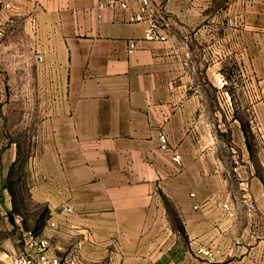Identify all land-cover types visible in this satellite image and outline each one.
Masks as SVG:
<instances>
[{
    "label": "crops",
    "instance_id": "1",
    "mask_svg": "<svg viewBox=\"0 0 264 264\" xmlns=\"http://www.w3.org/2000/svg\"><path fill=\"white\" fill-rule=\"evenodd\" d=\"M101 1L0 0V97L8 75L45 98L31 108L32 138L43 144L39 171L54 178L34 187L48 210L39 231L63 251L77 249L81 264H190L201 244L216 252L213 264H264L252 201L264 192L252 186V171L237 168L234 177L210 136L211 126H225L224 42L197 40L203 25H176L190 13L187 0H160L170 26L159 41ZM162 131L180 165L159 148ZM4 152L1 168L16 159L17 141ZM163 194L181 230L169 222ZM67 203L72 212L62 211ZM22 229L20 218L0 219V264L1 252L20 249Z\"/></svg>",
    "mask_w": 264,
    "mask_h": 264
},
{
    "label": "rangeland",
    "instance_id": "2",
    "mask_svg": "<svg viewBox=\"0 0 264 264\" xmlns=\"http://www.w3.org/2000/svg\"><path fill=\"white\" fill-rule=\"evenodd\" d=\"M185 2L190 13L176 20V25L195 28L203 25L206 32L204 36L198 34L197 40L213 42L219 39L224 42L225 80L222 78L221 85L225 84V126L219 130L211 126L210 136L219 140V153L225 158L227 169L235 172L234 177L237 179L238 172L248 175L252 171L257 179L252 186L258 185L264 192V0ZM161 22L168 32L170 24L165 14ZM28 59L26 54L21 55L19 71H25ZM10 66L9 62L3 64V68ZM3 88L0 97V108L4 110L0 157L1 153L5 154L4 149L9 148L11 139L17 141V156L14 161L5 160L4 168L0 167V219L15 216L20 218L23 229L39 231L45 227L48 210L34 187L43 180L52 182L54 178L44 177L39 171L43 165L40 159L43 144L41 139L32 138L37 132L33 129L32 116L38 114H31V108H41L45 98L33 93L27 95L25 82L12 81L8 75ZM204 88L210 96L213 94L211 82ZM168 148L162 151L172 156L175 150L169 139ZM252 201L257 202L255 230L259 238L264 237V194L255 192ZM162 202L172 227L181 230L180 217L164 194Z\"/></svg>",
    "mask_w": 264,
    "mask_h": 264
},
{
    "label": "built area",
    "instance_id": "3",
    "mask_svg": "<svg viewBox=\"0 0 264 264\" xmlns=\"http://www.w3.org/2000/svg\"><path fill=\"white\" fill-rule=\"evenodd\" d=\"M99 7L111 9L120 8L126 13L129 22L145 23L144 38L149 41L166 40L168 32L165 24L161 22L164 8L160 0H105L99 2ZM134 43L129 44L132 51ZM37 59L42 60L38 54ZM159 147L168 150V138L164 133L159 134ZM172 160L180 165L181 156L176 151L172 154ZM199 208L200 204H195ZM227 207V204H225ZM62 211L69 213L73 206L67 203L62 206ZM53 231L57 225L54 221L49 223ZM21 247L18 250L3 251L1 260L5 264H81L82 257L77 249L63 251L57 246L51 234L34 229H22L20 236ZM198 256L190 264H213L216 260V252L203 244L197 247Z\"/></svg>",
    "mask_w": 264,
    "mask_h": 264
}]
</instances>
